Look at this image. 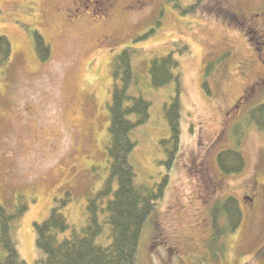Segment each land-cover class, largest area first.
I'll list each match as a JSON object with an SVG mask.
<instances>
[{"label": "rangeland", "instance_id": "obj_1", "mask_svg": "<svg viewBox=\"0 0 264 264\" xmlns=\"http://www.w3.org/2000/svg\"><path fill=\"white\" fill-rule=\"evenodd\" d=\"M195 2L0 0V36L12 49L11 61L0 69V205L9 211L19 202L28 206L13 223L26 264H41L33 223L48 216L54 199L69 192L61 213L79 231L87 200L104 185L111 63L125 49L134 52L130 95L150 103L147 122L131 132L136 182L153 188L168 175L163 198L143 227L137 264H264V133L247 128L241 174L225 176L216 164L220 151L234 147V125L264 101V93H256L236 104L262 70L243 31L227 25L222 9L242 13L260 0ZM36 31L50 47L43 62L35 52ZM173 51L181 135L167 170L160 142L169 138L164 105L175 83L153 89L148 66ZM208 62L209 94L203 87ZM229 196L240 204L241 225L226 237L227 250L209 256L210 208Z\"/></svg>", "mask_w": 264, "mask_h": 264}, {"label": "trees", "instance_id": "obj_2", "mask_svg": "<svg viewBox=\"0 0 264 264\" xmlns=\"http://www.w3.org/2000/svg\"><path fill=\"white\" fill-rule=\"evenodd\" d=\"M195 1L194 6H197L201 0ZM33 37L36 55L43 62L50 55V47L37 31ZM183 51L185 48L178 52ZM133 54V50L125 49L111 63L112 84L107 105L108 174L104 185L87 200L86 222L79 231L71 227L61 213V209L70 202L69 192L61 199H54L53 207L42 222L33 223L35 245L42 253L41 264H137L143 227L152 216L157 202L163 198L168 175L153 188L136 182L130 159L135 147L131 132L147 122L150 103L141 96L130 95L134 82ZM11 55L9 40L0 36V69L8 66ZM178 66L174 51L150 59L148 66L150 86L153 89L175 83V94L164 105L169 138L160 142L166 155L164 164L167 170L173 165L180 145L181 81ZM212 70L213 62H208L203 76V87L207 94L210 93L209 78L213 74ZM250 126L264 133V101L250 107L243 122L236 123L232 128L234 147L216 155V164L221 174L235 176L244 171L246 161L240 145ZM27 209V204L20 202L12 211L0 205V264H26L17 250L13 223ZM209 213L210 232L206 249L209 256H216L227 250L225 239L238 231L243 215L238 200L231 196L216 200ZM109 239V243H106Z\"/></svg>", "mask_w": 264, "mask_h": 264}, {"label": "flooded vegetation", "instance_id": "obj_3", "mask_svg": "<svg viewBox=\"0 0 264 264\" xmlns=\"http://www.w3.org/2000/svg\"><path fill=\"white\" fill-rule=\"evenodd\" d=\"M231 1L238 2V0ZM250 7L251 5L247 6V11L242 13H232L230 11L225 13V10L222 9L224 11L223 17H228L227 25L237 26L243 31L245 39L254 54L256 65L262 70L261 75L252 84L248 85L236 104L248 102L249 98L255 96L256 93H264V0H260V3L254 8ZM227 57L228 53L220 56L222 60H226ZM246 198L250 202L252 201L251 198Z\"/></svg>", "mask_w": 264, "mask_h": 264}]
</instances>
